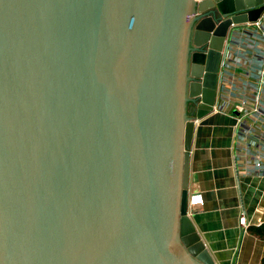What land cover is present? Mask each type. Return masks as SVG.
Returning a JSON list of instances; mask_svg holds the SVG:
<instances>
[{
	"label": "water",
	"instance_id": "water-1",
	"mask_svg": "<svg viewBox=\"0 0 264 264\" xmlns=\"http://www.w3.org/2000/svg\"><path fill=\"white\" fill-rule=\"evenodd\" d=\"M263 11L0 0V264H217L189 210L195 127Z\"/></svg>",
	"mask_w": 264,
	"mask_h": 264
},
{
	"label": "crops",
	"instance_id": "crops-1",
	"mask_svg": "<svg viewBox=\"0 0 264 264\" xmlns=\"http://www.w3.org/2000/svg\"><path fill=\"white\" fill-rule=\"evenodd\" d=\"M232 70L237 80L246 81L245 68ZM262 132L259 127L258 137L250 136L256 143L246 151L251 142L236 136L232 117L214 113L196 123L189 163V210L217 264H262L264 236L250 228L264 224V176L242 172L240 164L251 163L253 153L264 152ZM240 214L249 228L239 223Z\"/></svg>",
	"mask_w": 264,
	"mask_h": 264
},
{
	"label": "built area",
	"instance_id": "built-area-1",
	"mask_svg": "<svg viewBox=\"0 0 264 264\" xmlns=\"http://www.w3.org/2000/svg\"><path fill=\"white\" fill-rule=\"evenodd\" d=\"M237 67L247 71L246 81L238 79L240 83L233 74ZM213 112L232 117L236 136L251 142L246 151L255 145L250 136L258 137L256 130L264 129V11L256 21L231 29L220 62ZM249 159L251 163L240 161L242 172L264 176V152L253 153ZM239 223L244 229L250 227L243 214Z\"/></svg>",
	"mask_w": 264,
	"mask_h": 264
},
{
	"label": "trees",
	"instance_id": "trees-1",
	"mask_svg": "<svg viewBox=\"0 0 264 264\" xmlns=\"http://www.w3.org/2000/svg\"><path fill=\"white\" fill-rule=\"evenodd\" d=\"M250 230H252L254 233L259 234L260 236H264V224L256 227H251ZM262 264H264V258L262 259Z\"/></svg>",
	"mask_w": 264,
	"mask_h": 264
},
{
	"label": "flooded vegetation",
	"instance_id": "flooded-vegetation-1",
	"mask_svg": "<svg viewBox=\"0 0 264 264\" xmlns=\"http://www.w3.org/2000/svg\"><path fill=\"white\" fill-rule=\"evenodd\" d=\"M196 103L197 101L194 102V101L188 100V102L186 103V112L187 113L192 112L195 108Z\"/></svg>",
	"mask_w": 264,
	"mask_h": 264
},
{
	"label": "rangeland",
	"instance_id": "rangeland-1",
	"mask_svg": "<svg viewBox=\"0 0 264 264\" xmlns=\"http://www.w3.org/2000/svg\"><path fill=\"white\" fill-rule=\"evenodd\" d=\"M199 127H201V125Z\"/></svg>",
	"mask_w": 264,
	"mask_h": 264
}]
</instances>
